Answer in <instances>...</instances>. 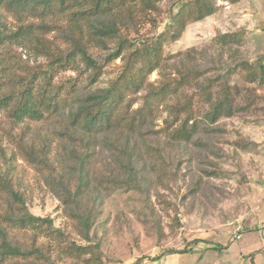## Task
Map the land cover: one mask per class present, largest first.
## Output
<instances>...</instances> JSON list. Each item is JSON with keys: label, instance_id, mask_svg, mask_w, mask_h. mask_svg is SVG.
<instances>
[{"label": "rangeland", "instance_id": "1", "mask_svg": "<svg viewBox=\"0 0 264 264\" xmlns=\"http://www.w3.org/2000/svg\"><path fill=\"white\" fill-rule=\"evenodd\" d=\"M174 1L156 0L154 16L123 25L122 31L131 40L151 39L163 29ZM217 5L214 15L189 24L179 40L163 46L166 67L145 75L136 102L128 106L125 98L119 105L118 114L125 111L130 119L145 103L147 118L136 131L123 126L87 141L90 136L69 123V104L39 120L15 121L7 109L0 110V213L9 210L13 188L29 213L53 219L66 233L51 239L0 222L10 229L14 245L41 248L51 264H264V251L253 254L264 248L259 231L264 224V0H217ZM230 32L237 34L234 44L216 42V35ZM41 35L63 44L57 30ZM111 51L92 48L99 71L81 63L59 69L53 85L75 91L78 101L107 88L124 69L121 58H108ZM13 52L24 63L14 73H50V60L33 46ZM188 71H195V80L176 94L164 101L153 94L167 79ZM226 85L230 114L211 122L206 112L222 99ZM188 116L197 130L190 140H178L173 131ZM45 149L49 168L37 161ZM81 160L87 162L83 171ZM80 198L88 212L82 218L90 219L85 228L73 226ZM85 246L79 255L72 249ZM31 261L7 258L0 264Z\"/></svg>", "mask_w": 264, "mask_h": 264}, {"label": "trees", "instance_id": "2", "mask_svg": "<svg viewBox=\"0 0 264 264\" xmlns=\"http://www.w3.org/2000/svg\"><path fill=\"white\" fill-rule=\"evenodd\" d=\"M173 9L167 12L168 18L163 29L151 39L141 41L131 40L123 31L122 26L135 25L147 17L152 16L157 10L156 0H0V110L7 109L8 116L15 121L25 118L39 120L46 114L58 111L69 104L71 114L69 123L76 130H81L84 137H96L106 134L120 127L136 131L139 125L147 118L145 103H142L132 118L128 119L127 113L118 114V107L125 98L128 106L136 102L135 92L145 75L154 70L166 67L163 55V46L168 42L179 40L187 26L214 15L218 11L217 0H175ZM154 16V15H153ZM99 19H104L98 22ZM12 21V22H11ZM57 30L63 36V44L44 38L42 32ZM216 42L227 46L237 41L235 32L216 35ZM33 46L37 51L46 56L49 61V72L44 75L41 70H33L28 74L20 75L15 69L24 63L19 55H15L14 48H28ZM113 49L108 55L111 60L121 58L119 66L124 67L121 75L110 86L100 91H91L85 99L76 100L75 91L62 92L55 88L52 79L57 70L79 68V64L99 71L102 67L90 54L92 48ZM240 64L234 68H238ZM261 67L264 68V62ZM195 80V71H188L180 79H167L153 94H157L164 101L169 94H176L182 85ZM96 79L93 80L95 83ZM74 84L70 88H73ZM206 91L205 87H201ZM223 97L218 100L213 109L206 112L205 117L215 122L224 115L230 114L228 106V86L222 89ZM210 93H208L209 98ZM141 99V98H140ZM151 110V108H149ZM179 112V108H173ZM191 117L188 116L173 134L178 140L188 141L197 130V125H190ZM45 148V147H44ZM37 161L45 168H49L51 158L46 151ZM87 162L81 160V171ZM82 185L76 191L79 192ZM83 190V189H82ZM7 212L0 213V222L11 223L21 229L46 234L49 238L66 237V233L55 227L51 218L36 216L27 210L26 202L21 194L13 188L8 189ZM66 197L64 198V202ZM74 203L76 217L74 227H87L89 216L83 219L86 212L82 199ZM18 210L17 213L13 208ZM70 207V206H69ZM22 210V211H19ZM70 248V247H69ZM76 255L86 251L87 247H72ZM258 250L253 253H260ZM7 258H19L24 262L38 264L36 259H46L51 264L45 252L39 247L22 249L14 245L10 237V229L0 224V262ZM24 264V263H21ZM135 264H138L137 262ZM255 264V263H253Z\"/></svg>", "mask_w": 264, "mask_h": 264}, {"label": "crops", "instance_id": "3", "mask_svg": "<svg viewBox=\"0 0 264 264\" xmlns=\"http://www.w3.org/2000/svg\"><path fill=\"white\" fill-rule=\"evenodd\" d=\"M260 230H262L263 232H264V224L263 225H261V227H260V229H259V231ZM239 235H241V234H239ZM241 238H242V235H241ZM240 238V239H241ZM264 248H260L259 250H263ZM258 251V250H257ZM262 253V252H261Z\"/></svg>", "mask_w": 264, "mask_h": 264}, {"label": "built area", "instance_id": "4", "mask_svg": "<svg viewBox=\"0 0 264 264\" xmlns=\"http://www.w3.org/2000/svg\"><path fill=\"white\" fill-rule=\"evenodd\" d=\"M237 238L240 239L241 238V235H237Z\"/></svg>", "mask_w": 264, "mask_h": 264}]
</instances>
